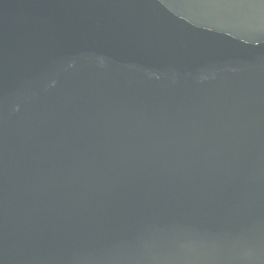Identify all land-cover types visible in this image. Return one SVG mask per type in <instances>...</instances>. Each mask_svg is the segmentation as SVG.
<instances>
[{"label": "water", "instance_id": "95a60500", "mask_svg": "<svg viewBox=\"0 0 264 264\" xmlns=\"http://www.w3.org/2000/svg\"><path fill=\"white\" fill-rule=\"evenodd\" d=\"M0 264H264V0H0Z\"/></svg>", "mask_w": 264, "mask_h": 264}]
</instances>
